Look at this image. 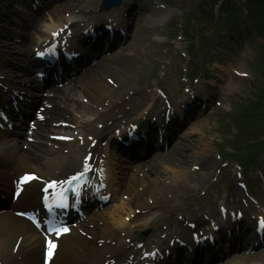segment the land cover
Instances as JSON below:
<instances>
[{"label":"bare ground","instance_id":"obj_1","mask_svg":"<svg viewBox=\"0 0 264 264\" xmlns=\"http://www.w3.org/2000/svg\"><path fill=\"white\" fill-rule=\"evenodd\" d=\"M56 0H53L41 13L38 17L35 18V21L31 24L30 30L34 32V34H31L30 37L34 39H39L43 36V33L51 31L55 27H60L63 24H67L70 21H72L74 18L77 17H83L86 14V9L92 8L94 6L95 0H58L62 3H57ZM64 1V2H63ZM141 1V0H139ZM83 5H86L85 7ZM74 9L77 10V13H74ZM46 11V12H45ZM64 11V12H63ZM44 12V13H43ZM63 12V13H62ZM66 12V13H65ZM47 17L48 23H43L42 20ZM53 17V18H52ZM54 19V20H53ZM47 24V25H45ZM20 25V23L18 24ZM30 32V31H29ZM9 33L4 32L3 29H0V38H8ZM29 38V36H28ZM16 48L15 51H9L7 49H12L7 47L4 49L5 51H2L0 49V52H5L6 56L9 59H12L15 61L17 60V63L15 65L16 69H20L22 72V77L27 75V68L26 65L28 64L30 60V53L27 49H20L19 47L14 46ZM9 53H16L19 57H15L16 54H9ZM7 65L5 62L0 61V75H5L3 73L4 68H1V66ZM136 65V61L131 60L130 58H118L114 61H103L100 60L94 67L90 68L84 76H82L81 79H79L77 82H72L68 88H63L57 91L53 92V97H47L44 99V103L46 105L50 106L46 110L47 115L52 116L54 118L56 117H63L62 116V107H65L66 114H69V112L74 113L76 111L79 115V117H85L88 115H93L95 112L96 114L99 112L98 108H101L102 110V116L107 115L110 113L109 108L111 106H116L117 108L120 107L121 104H124L125 102H136L142 103L146 100L147 94L144 92V90H140L139 92H133V96L129 97L122 94L121 91L116 90L114 86H111L107 84V82H104L100 75L104 74L105 72H110V75H114L117 80L114 81V83L120 84V88L123 89L124 84V78L122 77L123 71L126 72L127 69L133 68ZM139 66V64H138ZM12 68H14V64L12 65ZM9 78H13L12 75H6ZM118 76V77H117ZM111 79V77H108ZM117 86V85H116ZM119 87V86H117ZM130 91H134V89H130ZM46 101V102H45ZM82 102H85V106H83ZM107 102L105 105L104 103ZM118 102L121 103L118 105ZM124 102V103H123ZM72 115H70L71 117ZM65 118V117H63ZM91 116L89 117V119ZM56 121L52 120L49 122V124L55 123ZM43 124L40 125L42 127ZM49 126V125H47ZM53 130H50V134L52 131H54L55 127H52ZM16 144L13 143L12 140H8L5 136L0 134V160L4 163H13V169L15 171H23L25 168H29L31 165H34L35 171L41 172L39 168H42L43 166L50 167L52 163H44L43 160L47 156L48 159L55 158L54 156L57 155V152L55 151H48L47 148L43 145H35V146H29V150L22 152L21 149H19V146H15ZM51 148V147H50ZM75 154L74 150H71L70 154L67 157L60 156L59 159L62 164H66L67 162H70L73 160V156ZM202 154H191L190 156H186L185 159L171 161L167 166H164L165 171L169 172V175L166 177L164 176V173H158L157 169L155 168V165L152 169L149 170L148 174H146V177L150 179L149 181H152L151 183L160 182L161 185L164 183L162 181H175L177 183L180 182L181 178H191L195 173L191 172L192 166H199L204 171H209L211 167L215 165V162H213L211 159H204ZM189 160V163L192 164L188 167L186 171V163L187 160ZM44 164V165H43ZM157 165V164H156ZM53 166V165H52ZM160 167V166H159ZM0 168L3 169L4 165H0ZM61 168V166H60ZM52 173L56 171L55 168H52ZM184 173V174H183ZM158 174V176H157ZM4 175L3 173L0 174V176ZM141 181V180H138ZM134 183V182H133ZM160 185V186H161ZM151 186L148 185L146 190L148 193L152 192L151 189H149ZM135 189L133 187L131 191ZM131 191L130 194L132 193ZM236 190H232L233 193ZM6 192V191H5ZM34 193L33 189H28L25 192L24 200L28 199L29 197H32ZM140 194V193H138ZM132 200V199H131ZM133 202L130 203L128 206L121 202L119 204L120 210L123 212V214H130L133 211ZM144 207L149 206L143 205ZM114 213V212H113ZM112 213V215H113ZM150 217H147L143 221L146 223L150 220ZM110 221V220H109ZM112 230H116L118 227H115L117 224L113 221H110ZM121 225V223H120ZM110 225L106 224V227H109ZM105 227V228H106ZM96 229V228H94ZM103 230V229H101ZM112 231V232H113ZM111 232V233H112ZM24 235L27 234V228L24 226H17L14 225L6 216L0 217V260L4 258L5 255H8L7 253L11 250L14 244V238L17 235ZM113 236H115V232L113 233ZM62 239V246L65 249V252L67 254L73 255L75 257H82L83 256V248L80 244H78L74 239L69 237H63ZM37 241L35 239H31L30 237H26L18 250H21L23 252L25 249H30L31 251H35ZM96 250V249H95ZM93 252V251H92ZM90 253L88 256L89 258H92L94 256V253ZM30 254H27L29 256ZM87 260V259H86ZM86 260L80 261L81 264H84Z\"/></svg>","mask_w":264,"mask_h":264},{"label":"rangeland","instance_id":"obj_2","mask_svg":"<svg viewBox=\"0 0 264 264\" xmlns=\"http://www.w3.org/2000/svg\"><path fill=\"white\" fill-rule=\"evenodd\" d=\"M190 8L191 10H195L193 7L189 6L188 9ZM194 18L196 20H193V23H190V27L188 23L186 22V20H184L185 21L184 25H188L187 32H189V30L194 31L196 28L203 27L204 32L206 34L207 33L209 34L208 28L210 26L206 24L203 21V19H200V15L194 16ZM238 23L239 24H238L237 29H240L238 32H242V29L240 28L241 27L240 20ZM180 25H182L180 21H178L175 25V30H176L175 37L179 35L178 28ZM162 31L163 30L160 29L158 30L159 35L152 34V36L155 35L154 37L155 38L157 37L156 39L157 41L163 40L164 37H163ZM152 36L151 34H148L145 36L142 35V37L140 36L141 41H140L139 46L137 45L135 46L134 43L132 42L131 44L127 46L128 48L126 47L125 49H123L125 50V52H121L120 54H118V56H115L116 58L118 57L127 58L126 56H128V58H130L131 60L136 61L135 67L129 68L127 69L126 72L123 71L122 73V77L125 79L124 80L125 82L123 84L125 88L130 86L132 83L138 84L144 81H148L150 78H154V74L157 70H159L158 65L160 64H164L170 60L171 64L173 65L174 63V60L172 57L173 52L167 49L168 41H164L162 42V44L158 45L156 44L155 41L152 40ZM246 37H247V34H246ZM132 46H133V51L137 52V54L136 53L132 54V52H130L131 50L130 47ZM234 49L235 50L231 53V58L230 57L224 58V61L229 62V65L226 66V72L221 71V69H219L220 67L218 66H212L211 72L213 71V74L215 73V75L216 76L218 75V77L219 76L222 78L229 77L227 79V84L228 86L231 87V89L234 91L236 95L234 99L235 106L237 107V110L240 111L242 102H244L245 100V102L248 103L249 100L247 98L252 97L255 94L256 90L254 91L252 88H250L251 85L247 84L246 81L236 80L232 78V76L228 73L229 66L230 65L238 66L240 67V70L242 71H249V73L253 75V77L255 78L256 83H258V85L260 86L264 83V77L258 74V72L264 70V63L262 59L264 55V49H260L255 44L249 43L248 41H245V44L244 45L241 44V46L239 47L235 46ZM120 51H117V52H120ZM145 55L148 57H145ZM171 70L172 72H168L166 75V78L164 79L165 83L164 82L161 83L164 85V87L166 88L168 92L172 90H177L176 74L179 75V72L176 67H173V69ZM225 73L227 74V76L224 75ZM110 74H111L110 72H105L104 74L100 75V78L103 80L102 76H108V77H111L113 80H117L116 77H114L115 74L113 75H110ZM118 85L120 86V84ZM242 97L244 98V100ZM225 123H227L226 126H225ZM189 133L192 136L189 138L192 141L191 146H190L191 153L199 152L200 150H202V148L208 147L211 144L218 145V142L222 141V143H220L222 150L224 151V153L229 155L230 149H231L230 147L232 146L233 142L236 143L234 145V147H236L239 141H244L245 143L247 141L245 134L242 133L241 136H239L240 133L238 129L235 127L234 124L228 121V118L225 115H223L221 118L218 115L217 116L210 115V116L205 117L202 120H198L192 124ZM187 153L185 151L184 155L186 156ZM239 154H240V151L238 152V155ZM178 157H175V158H178ZM187 167L188 166L186 163V170H187Z\"/></svg>","mask_w":264,"mask_h":264},{"label":"snow or ice","instance_id":"obj_3","mask_svg":"<svg viewBox=\"0 0 264 264\" xmlns=\"http://www.w3.org/2000/svg\"><path fill=\"white\" fill-rule=\"evenodd\" d=\"M58 35V33H53V37L55 38ZM85 170H89L87 167V164L85 165ZM84 175V173L82 172L79 176H73L71 177L67 183L69 185H71L73 182H77L82 178V176ZM25 180L29 179L28 177L24 178ZM55 187V185L50 184L49 188ZM45 191H48V189L46 188ZM58 207L64 208L67 206L66 202H64L63 200H61V202L57 205ZM49 211H51V207L49 206ZM261 227H264V220H261ZM64 231H67V229H64ZM51 247H54V245H51Z\"/></svg>","mask_w":264,"mask_h":264},{"label":"trees","instance_id":"obj_4","mask_svg":"<svg viewBox=\"0 0 264 264\" xmlns=\"http://www.w3.org/2000/svg\"><path fill=\"white\" fill-rule=\"evenodd\" d=\"M212 1H216V0H212ZM256 2V4L259 5L260 8H262V10L264 11V0H254Z\"/></svg>","mask_w":264,"mask_h":264}]
</instances>
